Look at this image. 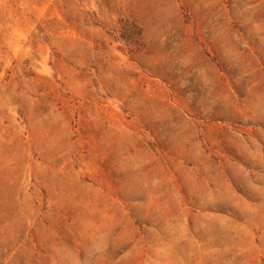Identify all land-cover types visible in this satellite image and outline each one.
<instances>
[{"label": "rangeland", "instance_id": "obj_1", "mask_svg": "<svg viewBox=\"0 0 264 264\" xmlns=\"http://www.w3.org/2000/svg\"><path fill=\"white\" fill-rule=\"evenodd\" d=\"M0 264H264V0H0Z\"/></svg>", "mask_w": 264, "mask_h": 264}]
</instances>
